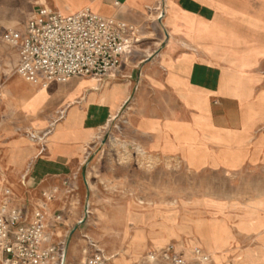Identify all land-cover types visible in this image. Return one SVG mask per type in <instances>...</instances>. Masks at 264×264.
I'll list each match as a JSON object with an SVG mask.
<instances>
[{"label": "crops", "instance_id": "1", "mask_svg": "<svg viewBox=\"0 0 264 264\" xmlns=\"http://www.w3.org/2000/svg\"><path fill=\"white\" fill-rule=\"evenodd\" d=\"M40 8L126 22L137 29L135 42L101 78L32 86L16 74L20 45L6 38H22ZM0 91V212L4 201L43 208L44 245L61 247L64 264L61 217L48 214V203L32 205L85 166L115 120L147 155L191 172L264 167V0H0ZM220 224L227 243L213 245L217 257L264 264L239 249L264 226L256 233Z\"/></svg>", "mask_w": 264, "mask_h": 264}, {"label": "rangeland", "instance_id": "2", "mask_svg": "<svg viewBox=\"0 0 264 264\" xmlns=\"http://www.w3.org/2000/svg\"><path fill=\"white\" fill-rule=\"evenodd\" d=\"M133 139L127 123L113 121L85 166L34 200L33 207L48 203V214L61 217L64 264H84L97 253L112 264H171L159 257L169 247L193 264H200L195 250L209 264H240L236 256L217 257L213 245L227 243L224 220L248 232L264 226V167L191 172L177 160L147 155ZM53 191L47 202L43 194ZM239 249L264 261V231Z\"/></svg>", "mask_w": 264, "mask_h": 264}, {"label": "built area", "instance_id": "3", "mask_svg": "<svg viewBox=\"0 0 264 264\" xmlns=\"http://www.w3.org/2000/svg\"><path fill=\"white\" fill-rule=\"evenodd\" d=\"M137 29L126 22L103 18L88 9L64 16L40 8L29 19L22 38L10 32L6 40L20 45L16 74L32 86L44 87L57 80L73 77L101 78L120 65L122 55L135 42ZM1 98V91H0ZM52 193H44L49 202ZM60 216L56 217L59 220ZM46 215L42 208L27 212L7 208L4 201L0 212L1 264H63V252L55 245L45 246ZM156 254L148 256L156 260ZM171 264H193L172 247L159 254ZM200 264L209 258L195 250ZM84 264H112L97 253Z\"/></svg>", "mask_w": 264, "mask_h": 264}]
</instances>
